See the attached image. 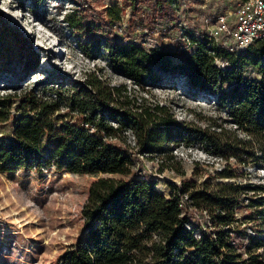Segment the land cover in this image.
Returning <instances> with one entry per match:
<instances>
[{"label": "trees", "instance_id": "1", "mask_svg": "<svg viewBox=\"0 0 264 264\" xmlns=\"http://www.w3.org/2000/svg\"><path fill=\"white\" fill-rule=\"evenodd\" d=\"M69 1L80 10L88 4ZM127 3L132 17L140 15V21H129L131 34L146 28L160 30L169 39L177 37V0ZM80 10H75L76 18L67 20L73 28L92 24L106 35L122 20L118 8H91L94 20L82 24ZM8 28L0 13V34ZM191 37L196 52L169 72L188 77L198 94L208 99L215 95L217 106L228 114L229 130L214 124V119L205 128L177 120L169 103L139 97L126 84L110 86L95 74L65 93L51 89L54 97L48 100L29 96L17 107L15 117L8 114V99L0 98V124L10 122L7 136L0 138V173L42 170L54 162L74 174L126 177L92 182L82 210L85 230L59 264H264V182H254L242 170L249 165L264 167V42L233 54L220 49L208 35ZM89 47L90 52L83 49L86 56L106 55L114 72L143 90L163 82L153 68L159 59L166 62L159 66L163 70L171 64L167 52H148L134 40ZM216 57L229 61L226 70L218 68ZM248 65L257 69L259 78L241 74ZM229 81L234 84L225 90ZM63 107L66 112L57 114ZM196 142L229 161L218 176L247 182L185 181L182 186L170 184L167 194L155 182L138 176L136 161L143 157L160 156L163 166L181 171L171 146ZM185 196L188 199L183 201ZM240 209L246 210L242 219L236 215ZM203 212L208 215L205 223L198 219Z\"/></svg>", "mask_w": 264, "mask_h": 264}, {"label": "rangeland", "instance_id": "2", "mask_svg": "<svg viewBox=\"0 0 264 264\" xmlns=\"http://www.w3.org/2000/svg\"><path fill=\"white\" fill-rule=\"evenodd\" d=\"M86 2L88 4L80 10L69 0H0L1 17L9 27L0 34V98L8 99L10 116L18 115L17 107L29 96L48 100L54 97L51 89L64 90L65 93L69 87L82 85L89 74H95L110 86L126 84L129 89L134 88L139 97L147 96L151 100H160L162 104L169 103L177 120L205 128L210 123L209 119H214V124H222L229 130L232 124L226 122L228 114L217 106V99L198 94L188 77L169 70L182 64L190 55L194 46L191 36L208 35L211 18L225 14L232 20L240 0H177L179 33L172 39L160 30L148 32L146 28L143 33L136 31L131 34L129 21L131 18L140 21V15L132 17L127 0ZM111 7L120 10L122 20L106 35L92 24L84 29L81 24L73 28L67 22L77 17L74 16L76 9L82 12L83 24L94 20L91 8L104 11ZM182 27L187 28L188 38L181 37ZM224 38H219L218 42ZM109 40H134L148 52H167L171 61L169 69L159 67L166 64L160 59L158 66L153 67L162 75L163 82L146 86V90L140 89L124 75L114 72L106 55L94 52L86 56L83 49L90 52L92 43L94 48H98ZM241 74L245 78L260 76L252 65L244 67ZM233 84L230 81L225 83V90ZM57 112L64 114L66 108ZM9 124H0V138L7 136ZM214 128L219 131L217 126ZM237 133L244 136L242 132ZM171 148L181 162L176 165L180 167L179 172L165 164L163 166L160 156L136 161L138 176L155 182L167 194L170 184L182 186L185 181L196 184L247 182L246 178L218 176L217 173L228 166L229 161L214 156L201 143ZM230 163L235 164V161L230 160ZM242 170L247 171L254 182H264L262 165H249ZM101 177L126 178L118 174H74L57 168L54 162L43 166L42 170L21 168L10 174L0 173V264H59L60 257L76 244L85 230L82 210L92 182ZM245 213L246 210L240 209L236 215L242 219ZM207 217L203 212L198 219L205 223Z\"/></svg>", "mask_w": 264, "mask_h": 264}, {"label": "built area", "instance_id": "3", "mask_svg": "<svg viewBox=\"0 0 264 264\" xmlns=\"http://www.w3.org/2000/svg\"><path fill=\"white\" fill-rule=\"evenodd\" d=\"M187 32L186 27L180 28L182 38H188ZM223 36L225 38L219 43L218 39ZM208 37L214 40L220 49L233 54L246 51L249 46L257 42H264V0L240 1L232 20L225 14L211 18ZM195 52L194 45L190 55ZM215 64L221 70H226L229 61L216 57ZM186 199H188L187 196L183 198V201Z\"/></svg>", "mask_w": 264, "mask_h": 264}]
</instances>
